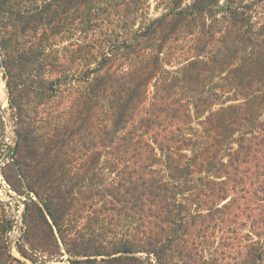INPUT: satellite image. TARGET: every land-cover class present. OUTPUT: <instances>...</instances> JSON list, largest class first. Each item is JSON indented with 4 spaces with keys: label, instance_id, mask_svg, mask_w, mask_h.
Instances as JSON below:
<instances>
[{
    "label": "trees",
    "instance_id": "obj_1",
    "mask_svg": "<svg viewBox=\"0 0 264 264\" xmlns=\"http://www.w3.org/2000/svg\"><path fill=\"white\" fill-rule=\"evenodd\" d=\"M0 28L23 258L264 264V0H0Z\"/></svg>",
    "mask_w": 264,
    "mask_h": 264
},
{
    "label": "rangeland",
    "instance_id": "obj_2",
    "mask_svg": "<svg viewBox=\"0 0 264 264\" xmlns=\"http://www.w3.org/2000/svg\"><path fill=\"white\" fill-rule=\"evenodd\" d=\"M150 12L152 16H158L162 13V10L157 11L155 3H152ZM6 60L7 58L0 54V106L2 107L0 115L4 123V128L0 133V161L7 154L10 148H13V150L15 149L17 143L18 127L16 124L17 117L14 115V112L11 110L9 105L7 80L5 75V68L3 67V64L6 62ZM4 89L6 92L5 107L1 101V91ZM9 163L10 159L7 160L5 164L0 166V218L4 221L7 226H9L10 229V232L7 234V245L11 255L21 260L25 264H34L31 261L23 258L18 248L26 245L24 242V215L26 211V206L28 203H30V197L35 201H37V198L34 194L29 197L25 195H19L12 189V187L6 181L2 173L3 169L6 172L11 171L10 167L6 166ZM39 260L41 262L46 261V259L43 257H40ZM48 264H70L69 256L63 251L61 255L57 256L56 259H54Z\"/></svg>",
    "mask_w": 264,
    "mask_h": 264
},
{
    "label": "water",
    "instance_id": "obj_3",
    "mask_svg": "<svg viewBox=\"0 0 264 264\" xmlns=\"http://www.w3.org/2000/svg\"><path fill=\"white\" fill-rule=\"evenodd\" d=\"M2 110V107L0 106V111ZM13 154V148H10L7 152V154L2 158V160L0 161V166L5 164L7 162V160L10 159L11 155Z\"/></svg>",
    "mask_w": 264,
    "mask_h": 264
},
{
    "label": "bare ground",
    "instance_id": "obj_4",
    "mask_svg": "<svg viewBox=\"0 0 264 264\" xmlns=\"http://www.w3.org/2000/svg\"><path fill=\"white\" fill-rule=\"evenodd\" d=\"M1 97H2L1 101L4 104V107H5V105H6V92H5V89L1 91Z\"/></svg>",
    "mask_w": 264,
    "mask_h": 264
}]
</instances>
